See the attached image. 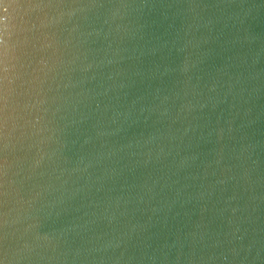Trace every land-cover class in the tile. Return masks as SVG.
Wrapping results in <instances>:
<instances>
[{
	"label": "water",
	"instance_id": "water-1",
	"mask_svg": "<svg viewBox=\"0 0 264 264\" xmlns=\"http://www.w3.org/2000/svg\"><path fill=\"white\" fill-rule=\"evenodd\" d=\"M0 264H264V0H0Z\"/></svg>",
	"mask_w": 264,
	"mask_h": 264
}]
</instances>
